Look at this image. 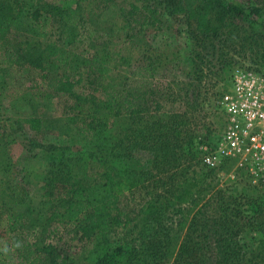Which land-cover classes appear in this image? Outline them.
Segmentation results:
<instances>
[{"label":"trees","instance_id":"trees-1","mask_svg":"<svg viewBox=\"0 0 264 264\" xmlns=\"http://www.w3.org/2000/svg\"><path fill=\"white\" fill-rule=\"evenodd\" d=\"M155 1L167 15L196 23L187 73L192 85H200L206 71L228 69L222 47L199 40L214 38L228 19H248L240 38L264 61V0L251 1L255 20L239 3ZM128 6L119 11L118 38L106 32L94 40L81 8L0 0V88L14 83L15 74L29 81L39 76L42 86L67 98L64 114L77 136L65 147L44 145L31 133L52 124L36 112L24 116L21 107L20 115L9 116L0 100V264H264V240L255 250L239 241L246 230L264 233V192L234 170L236 162L206 167L203 140L186 114L165 118L164 90L155 86L162 53L142 46L135 58L120 44L136 45L150 28L162 29L161 10L147 0ZM27 90L12 96L14 109L23 98L21 106L35 110ZM17 143L25 152L22 164L11 154ZM138 151L153 160L142 163ZM37 161L45 167L35 188L30 162ZM193 164H203L207 174L189 176ZM241 179L249 182L237 192ZM65 239L82 244L79 257L63 253Z\"/></svg>","mask_w":264,"mask_h":264},{"label":"rangeland","instance_id":"rangeland-1","mask_svg":"<svg viewBox=\"0 0 264 264\" xmlns=\"http://www.w3.org/2000/svg\"><path fill=\"white\" fill-rule=\"evenodd\" d=\"M48 1L71 6L74 9L81 8L82 15L89 19L91 36L96 40L100 38L102 34L105 35L106 32L111 36L116 35L115 37L118 38L117 34L122 30V25L124 24L120 16V9L125 7L128 8L129 4L137 3L139 0H110L107 5L100 4L102 0ZM147 1L151 6L161 10L159 11V17L164 23L162 29L150 28L144 36L138 37L136 45L120 43L122 49L124 48L123 51H128V53H131L135 58H138L140 55L139 49L142 46L144 48L149 47L158 50L162 53L164 65L155 79V86L164 90V95L161 99L164 101L165 118H168L169 114H186L189 118L187 122L192 121L193 126L190 125L191 129L195 132L198 131L201 136L199 140H203L199 148L207 147L208 150H211L212 148L210 146L220 141L226 128V116L219 102L221 96L228 92L231 87L233 73L237 69L264 68V61L256 54L257 52L250 49L240 38V36H243V31L248 30L250 26L247 22L248 19H228L226 25L219 28L214 38L207 39L206 36H199V40H203L208 46L212 43V46L216 45L218 49L222 47L226 64H229V67L226 72L220 71L217 75H209V71H206V77L203 82L200 85L193 83V86L187 77V73L191 70L190 50L194 45L190 30L191 28H195V21L188 23L186 17L183 15L169 16L166 11L162 9L158 1ZM251 1L252 0H223L224 3H239L243 5L245 7V14L250 15V20H255L254 16L250 14ZM80 2H82L81 5ZM98 4L100 7H96ZM218 26L219 25L216 23V28ZM254 28L256 27L254 26ZM211 60L214 62L213 66L219 62L216 57ZM1 62L0 59V63ZM217 70L218 69H213V72H217ZM111 73L114 83H118L119 76H117V73ZM20 77L19 74H15V76L12 77V79L15 78L14 83L9 84L8 87L4 86V88H0V100L3 101L6 106L7 115H20V107L23 110L24 116H29L36 112L47 120L49 126L52 124L53 129L47 128L42 132H34L31 133L32 136L44 145L54 144L65 147L74 143L76 140L73 138L77 137L76 125L67 120L64 114L67 98L63 95L56 96L52 91L42 86V81H40L39 76H35V80L31 81ZM11 82H13V80H11ZM21 89H28L24 92V95L29 93V97H26V99L33 100L32 103L34 102L36 106L35 110H26L21 106L25 104L23 98L18 99L16 102V104L19 105L18 108L14 109L12 107L10 103L12 96L16 95L17 90ZM37 92L41 94L40 97L34 95L37 94ZM167 94L170 95L169 98ZM64 130L67 131L68 135H66V133L63 134ZM11 154L13 160L17 164L25 162V152L21 144H14L11 148ZM136 158L145 164L153 160V154L150 152L138 151L136 152ZM43 167H45L44 161H37V163L30 162V168L35 175L31 178V182L35 188H38L41 182L40 176L37 177L36 175L42 173ZM203 167V164H193L188 169L189 176H202L207 174V170ZM241 180L242 184L237 186V192H241L249 182L244 179ZM2 185L3 182L1 183L0 181V189ZM259 191L263 193L264 188L259 186ZM33 197H36V195L34 194ZM36 200L37 204L39 201L37 198ZM184 236L185 231L181 234L180 242L183 240ZM66 240L68 239H65V241ZM262 240H264V233L254 230V228L253 230L242 232L239 236L241 245L245 246L247 250H255ZM56 241L57 240H55V242ZM56 243H59V241ZM59 245L62 247L63 253L72 258L79 257L83 248L82 244L79 242L67 243L66 241L64 245L62 241Z\"/></svg>","mask_w":264,"mask_h":264},{"label":"built area","instance_id":"built-area-1","mask_svg":"<svg viewBox=\"0 0 264 264\" xmlns=\"http://www.w3.org/2000/svg\"><path fill=\"white\" fill-rule=\"evenodd\" d=\"M219 103L226 128L216 146L201 148L203 164L218 169L226 161L236 162L235 171L245 172L264 188V69H237Z\"/></svg>","mask_w":264,"mask_h":264},{"label":"clouds","instance_id":"clouds-1","mask_svg":"<svg viewBox=\"0 0 264 264\" xmlns=\"http://www.w3.org/2000/svg\"><path fill=\"white\" fill-rule=\"evenodd\" d=\"M15 246H16V247H20V244L17 243ZM2 251H3L5 254H7V252L9 251L7 245H5V247L2 249Z\"/></svg>","mask_w":264,"mask_h":264}]
</instances>
